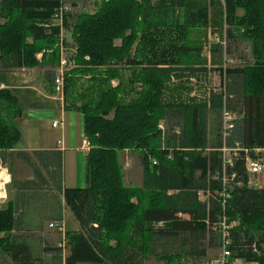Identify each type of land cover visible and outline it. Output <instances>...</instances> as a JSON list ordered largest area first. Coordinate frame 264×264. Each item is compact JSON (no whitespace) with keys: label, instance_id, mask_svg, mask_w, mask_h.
<instances>
[{"label":"trees","instance_id":"obj_1","mask_svg":"<svg viewBox=\"0 0 264 264\" xmlns=\"http://www.w3.org/2000/svg\"><path fill=\"white\" fill-rule=\"evenodd\" d=\"M212 3L214 13L196 0H96L93 13L83 11L71 23L69 15L65 29L75 51L65 103L84 118L90 143L86 187L63 186L60 152L17 153L34 179L13 182L15 198L0 204V264L203 260L222 248L224 219L231 227V262L264 264V188L249 186L246 163L239 159L226 170L228 177L236 173V183L224 187L219 152L224 146L243 156L245 150H264V0ZM60 5L61 0H0V72L58 68ZM218 27L225 28V46L212 45L210 59L220 92L192 97L190 82L208 73V60L200 58L204 48L191 42L192 32L218 34ZM241 29L251 57L231 67L227 42L237 43ZM55 73L47 72L51 83ZM224 108L238 117L226 138ZM22 114L11 92L0 89L2 164L21 141L14 121ZM126 151L142 157L141 187L123 184L119 155ZM43 187L55 194L47 211L38 213L28 204ZM64 208L80 226L65 234L66 256L63 247L39 236L42 224H62ZM27 215L41 221L28 228Z\"/></svg>","mask_w":264,"mask_h":264},{"label":"crops","instance_id":"obj_2","mask_svg":"<svg viewBox=\"0 0 264 264\" xmlns=\"http://www.w3.org/2000/svg\"><path fill=\"white\" fill-rule=\"evenodd\" d=\"M207 60L208 73L204 80L214 72L215 67L211 64V59ZM56 69L57 67L54 69L49 66L0 72V89H8L17 99L18 105L23 111V114L14 121L15 126L21 132V141L11 151L14 155L10 159V163L7 160L6 164H0V199L4 206L15 198L16 190L13 182L20 183L34 179L32 169L16 158L17 153L60 152L63 155L64 166L63 186L65 188L86 187V157L90 149L88 150L86 147L88 141L84 135V118L77 111L67 110V104L62 105L57 99L54 85L47 77L48 71H56ZM191 96L194 97L195 94ZM201 96L208 98L205 89L204 94ZM55 121H60L62 125L53 128ZM160 127L164 132V122L161 123ZM180 132V129L175 131L176 134ZM69 154L74 155L76 161L73 167L74 174L71 177V181L74 182L72 186H68L70 184L67 183ZM10 165H12V172L8 168ZM18 166L19 173L16 176L14 167L18 168ZM54 194L55 192L47 191L46 187H43L37 192L38 197L30 201L29 208L35 209L38 213L47 211V205L50 203L49 199ZM40 219V217H29L27 215L23 222L26 223L28 228L31 225L36 227V224L41 221ZM50 225L52 224H42L40 227L43 230H41L39 236L45 238L48 235L47 233H53V229H55L62 238V242L56 246L63 247L64 256H66L69 253V248L63 242L65 234L78 232L80 230L78 222L75 220L73 213L68 208H64L62 224H53L55 225L54 228H50ZM48 228L52 230H48ZM48 243L52 244L51 239ZM239 262L240 260H236L231 263L239 264Z\"/></svg>","mask_w":264,"mask_h":264},{"label":"rangeland","instance_id":"obj_3","mask_svg":"<svg viewBox=\"0 0 264 264\" xmlns=\"http://www.w3.org/2000/svg\"><path fill=\"white\" fill-rule=\"evenodd\" d=\"M95 1L96 0H68L69 5L71 6V13L69 17V22L71 23L74 20V17L85 11L89 13H93L96 10L95 7ZM199 4H202L203 6H207L212 13H214V5L212 3V0H196ZM243 12H239V16H243ZM225 28H220L218 27V35H219V41L220 43H217L214 41L213 38L209 36L211 33L210 29L206 31H195L192 32V39L191 42L194 41L195 43H200L201 47L204 48L203 53L201 54L200 58L203 59H210V49L207 48L209 44L215 45L217 44L219 47H224L225 44L224 38H225ZM65 38L68 42L67 46L69 48V51L67 53V58L71 59L74 53L73 49V41L70 37L69 32H65ZM213 36V35H212ZM227 41V40H226ZM193 42V43H194ZM119 44V43H118ZM231 45L232 48V54L227 57L228 59L226 60V65H229L231 67H239V66H244L243 64L245 63V60L251 57V44L250 40L244 37L243 35V30L238 31V41L237 43H229L227 42V45ZM73 49V50H71ZM39 59V58H38ZM42 57L39 59L41 60ZM72 60V59H71ZM244 62V63H243ZM74 65V64H73ZM73 68V66H72ZM57 70V69H56ZM56 74V73H55ZM84 85H86V82H82ZM114 85L117 84L115 81L113 83ZM190 84L192 85V94L201 96L204 94V89L206 90V93H210L211 91H214L215 93L220 92L218 90V87L220 86V76L218 72H212L210 76L206 80L203 81H191ZM88 141V140H87ZM89 142V141H88ZM246 157L243 155H238L239 160H243L246 163ZM250 157L253 158H259L262 160V164L264 165V152H254ZM119 161L121 164L122 168V176H123V184L126 187H141L143 183V167H142V157L140 156V153L138 152H128L126 151L125 153H122L119 155ZM8 162L10 163V159L8 158ZM75 158L74 155L69 154L68 155V172L69 176L67 179V183L72 186L74 184L73 181H71V177L74 174V169L73 167L75 166ZM1 164V163H0ZM14 173L17 176L19 173V166L14 167ZM249 186L251 188H264V171L261 175L259 176H252L249 175ZM236 183L235 181H231L230 184ZM200 199L205 200L206 196L202 193L200 196ZM0 199V204L1 203ZM54 203V201H52ZM4 206V205H3ZM48 230H52L48 228ZM53 233L49 232L47 233L48 235L44 238L42 237L46 242H49V239H51L52 244L58 245L62 242V238L58 235V232L53 229ZM51 234V235H50ZM158 253L163 252V248L159 247L157 250ZM222 250L217 249V250H212L209 252L208 257L203 260H197V259H192V258H187L185 261L182 262V264H215V262L220 259L222 255ZM139 264H168L167 262L160 261L157 259L155 256H149L146 259H140ZM239 264H250L245 262L244 260H240Z\"/></svg>","mask_w":264,"mask_h":264},{"label":"built area","instance_id":"obj_4","mask_svg":"<svg viewBox=\"0 0 264 264\" xmlns=\"http://www.w3.org/2000/svg\"><path fill=\"white\" fill-rule=\"evenodd\" d=\"M71 13V6L68 3V0H61V5L57 11L55 24L58 25L61 29V35H60V63L56 70L55 78H54V88L56 92L57 99L64 105L65 103V86H66V75L69 72V70L72 69L73 62L71 59L67 58V53L69 51V48L67 46L68 42L65 38V22L67 18L69 17ZM213 35V36H212ZM209 36L214 39L217 43H220L219 41V35L218 34H212L210 33ZM223 44H225L223 42ZM212 45L209 44L207 48L211 51ZM73 50V49H71ZM42 57V54L38 56L40 59ZM220 91V89H218ZM237 115L233 112L228 111L226 108L223 110V128L222 133L223 137L226 138L228 135V132H230L234 128L235 121L237 120ZM62 124L60 121H55L53 123V128H58ZM61 144V142H59ZM86 147L89 150L90 149V143H86ZM219 152L222 154L223 162H224V173L222 176V181L224 183V187H227L228 183L231 181H235L237 178L236 173L232 174L230 177L226 175L227 168H233L235 166V160H238V155H240V152L238 149H228L226 146L222 147ZM246 157V170L249 175L252 176H259L264 171V165L262 164V160L259 158H253L250 157L249 151L245 150ZM254 152H264L263 150L256 149ZM154 164H156L154 162ZM202 193H200L201 195ZM220 197H225L224 193L219 194ZM202 200V199H201ZM55 225H50V228H54ZM220 229L222 230V248L221 250L222 255L220 259L216 261V264H233L231 263V252L229 250V245L231 244V235H230V229L231 227L226 224L225 219L221 223ZM254 252H257V248L254 246Z\"/></svg>","mask_w":264,"mask_h":264},{"label":"bare ground","instance_id":"obj_5","mask_svg":"<svg viewBox=\"0 0 264 264\" xmlns=\"http://www.w3.org/2000/svg\"><path fill=\"white\" fill-rule=\"evenodd\" d=\"M3 182H4V180H3Z\"/></svg>","mask_w":264,"mask_h":264}]
</instances>
